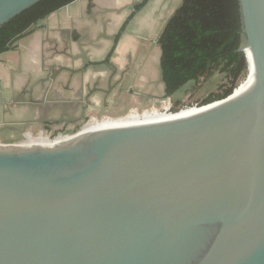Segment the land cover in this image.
<instances>
[{"label":"water","instance_id":"water-1","mask_svg":"<svg viewBox=\"0 0 264 264\" xmlns=\"http://www.w3.org/2000/svg\"><path fill=\"white\" fill-rule=\"evenodd\" d=\"M41 1L0 0V28ZM239 5L255 79L243 93L54 146L0 144V264H264V0ZM159 37L144 69L157 63L151 97L166 99ZM66 68L14 98L13 123L75 129L95 111L86 86L52 94Z\"/></svg>","mask_w":264,"mask_h":264},{"label":"crops","instance_id":"crops-1","mask_svg":"<svg viewBox=\"0 0 264 264\" xmlns=\"http://www.w3.org/2000/svg\"><path fill=\"white\" fill-rule=\"evenodd\" d=\"M140 2L81 0L41 20L0 55V114L15 116L14 98L17 101L27 98L30 95L24 93L25 89L63 66L67 68L55 75L54 88H57L52 92L59 98L75 97L83 86L87 87L84 97L97 103L104 97L114 102L119 96L125 98L139 91L140 79L146 78L143 70L156 51L147 41L159 37L164 23L176 9L170 0H149L137 12L130 9L131 4L136 7ZM99 31L121 37L111 55V64L104 61L114 41L109 43ZM144 38L146 42L142 41ZM77 66H80L78 70ZM152 67L156 69V63L153 62ZM151 78L147 75L146 86Z\"/></svg>","mask_w":264,"mask_h":264},{"label":"trees","instance_id":"trees-1","mask_svg":"<svg viewBox=\"0 0 264 264\" xmlns=\"http://www.w3.org/2000/svg\"><path fill=\"white\" fill-rule=\"evenodd\" d=\"M75 0H43L0 28V55L43 19ZM149 0L136 5L141 10ZM135 13L132 14L131 19ZM167 97L197 89L217 72L226 82L202 104L224 99L249 70L239 0H182L159 37ZM190 85V88L187 86ZM178 104V100H174ZM173 110L176 107L172 106ZM177 111V109L175 110Z\"/></svg>","mask_w":264,"mask_h":264},{"label":"rangeland","instance_id":"rangeland-1","mask_svg":"<svg viewBox=\"0 0 264 264\" xmlns=\"http://www.w3.org/2000/svg\"><path fill=\"white\" fill-rule=\"evenodd\" d=\"M166 1H168V0H166ZM181 2H182V0H170V3H172V5H175L174 8L178 7L181 4ZM114 36H116V34L111 35L110 41H108L109 43H111ZM129 37H132V36H129ZM142 41L146 42L147 40L144 38V39H142ZM147 44H150V45L156 47V49L158 51L156 40H154V41L148 40ZM156 66H157V63H156ZM147 70H148V71H146L147 73H144V74H146L145 77H147V75L152 77L151 83H149L147 86H145L144 82H145L146 78H145V80L140 79L139 82L142 84V86H140V85L137 86V89L139 91H141V93H142L144 90H142V88L140 89L139 87H143V89H144V86H145V87H147V88H145L146 94L149 93V96H150V95H152V94L154 95L156 93L158 96H160V94H163L162 88H160L159 91H155V85H156L157 79H158V66L155 69V74L157 73V79L155 82H154L155 78L153 76H151V74L149 72V70H151V68L149 67V68H147ZM248 72L249 71H247L243 75V77H241V79L238 81L235 88L238 87L243 81L246 80V78L248 77ZM224 82H226V80L224 79V76L217 72L208 80L202 81L200 83V86L197 89L194 88L193 90H189L188 92L183 91L181 93H178V94H176L174 99H172V98L162 99L161 97L160 98L149 97L150 99L148 101L146 100V102L143 105H140L138 102L135 101V99L138 96L137 94H135L133 96L127 95L126 96L128 98L127 100H125L126 97L123 98L122 96H119L118 97L119 99L112 102L111 105L112 106L114 105L117 107L123 106L124 109L120 112H117L116 115L111 114V113H101L98 115L94 112H90L87 115L86 119L84 121L80 122L75 129L72 128V126H73L72 124L61 125V124H56L53 122V123H50L51 127L48 128V130L52 131V132L54 131V133H58V132H64V133L75 132L76 133L84 126V124H86L89 121L90 117H92V118L97 117L99 119V118L107 115V116H110L112 118H118V117H122V116L129 114L131 111L133 113L137 112L138 114H141L143 111H147V110H151V109H160L161 110L163 106L164 107L174 106L178 110V109H180L182 107H186V106L192 107L196 104L203 105L202 101L211 93H218L220 91V89H219L220 84H222ZM187 87L190 88V85H188ZM174 100H178L179 101L178 104H175ZM162 111H163V109H162ZM5 114L6 113H4L3 116L1 115L0 124L6 125V126L7 125H14L16 127V129H13L12 131L0 132V137H3L6 140H11L12 142H19V141L25 139V137L23 138V134L26 130L33 129L35 132H37V133H34V135H38L42 131H44V129H45V128H43V126H34V125L24 126V125L15 124V123H13V119H11L10 115L6 117Z\"/></svg>","mask_w":264,"mask_h":264},{"label":"bare ground","instance_id":"bare-ground-1","mask_svg":"<svg viewBox=\"0 0 264 264\" xmlns=\"http://www.w3.org/2000/svg\"><path fill=\"white\" fill-rule=\"evenodd\" d=\"M248 77L245 81H243L239 87L237 88L235 94L239 95L246 91L248 88H250L254 83V71L252 63L250 62ZM207 109V108H205ZM204 110V109H202ZM198 109V107H192L188 109L181 110L179 113H169L163 111H159L158 109H151L147 111H143L141 114H138L137 112L133 113L132 111L122 117L118 118H112L103 116L101 118H92L90 119L84 126L76 133H70L67 135L59 136L56 138H52L48 135V133H45L42 131L38 135L29 134L24 140H21L19 142H8L13 143L20 147H27V146H54L57 144L64 143L65 141L70 140L71 138L78 136L83 133L108 129V128H114V127H121V126H128V125H136V124H144V123H153V122H159L164 121L168 119H172L175 117H181V116H187L199 111H202ZM3 143V141H0V144Z\"/></svg>","mask_w":264,"mask_h":264},{"label":"flooded vegetation","instance_id":"flooded-vegetation-1","mask_svg":"<svg viewBox=\"0 0 264 264\" xmlns=\"http://www.w3.org/2000/svg\"><path fill=\"white\" fill-rule=\"evenodd\" d=\"M144 1V0H143ZM142 0H141V2H143ZM140 2V3H141ZM136 8V7H135ZM130 20V19H129ZM125 28H126V26H125ZM125 30V29H124ZM98 34H102V32L101 33H98ZM99 35V36H100ZM103 36H105L107 39V41H110V37H111V32H107V34L106 35H104V33L102 34ZM120 36L119 37H116V40L114 41V40H112L111 41V43H112V47H110L111 49H110V51H109V54L107 55V57L105 58V61H104V63H107V64H111L110 62V59H111V55H112V53L115 51V49H116V47H117V44H118V42H119V40H120ZM83 58V57H82ZM76 60H79L78 58L76 59ZM88 61V60H87ZM89 63H92V61L91 62H89ZM97 63H94V65H96ZM80 68V66H77V70ZM147 68H149V67H147ZM150 68H151V70H149V72H150V74H151V76H153L155 79H154V82L156 81V79H157V73L155 74V68H153V67H151L150 66ZM145 70V73H147L146 71H148L147 69H144ZM145 81H149L148 79H147V77H146V80ZM159 81V77H158V79H157V83H156V85H155V91H158L159 89H160V82H158ZM145 83V82H144ZM149 84V83H148ZM146 86V85H145ZM144 86V89H143V87H139L140 89L142 88V90H144L142 93H141V91H137V92H132L131 94H130V96H133V95H135V94H137L138 96H137V98H136V102H138L140 105H143L145 102H146V100L148 101L150 98L149 97H151V95L149 96V93L148 94H146V92H145V88H147V87H145ZM109 88V87H108ZM108 88H106V90L108 89ZM151 94V93H150ZM153 95V94H152ZM145 100V101H144ZM93 104L95 105V107H96V109H95V111H93L94 113H96V114H101V113H111V114H115L116 115V113L117 112H120V111H122L123 109H124V107L123 106H112L111 104H112V102L109 100V98L108 97H104V99H102L101 100V102H99V103H97V102H93ZM0 117H1V114H0ZM3 126H6V125H1L0 124V127H3ZM48 128H50V127H48ZM13 129H10V128H6V130H5V132L6 131H12ZM44 131L46 132V133H48V131H46L45 129H44ZM4 132V131H3Z\"/></svg>","mask_w":264,"mask_h":264},{"label":"built area","instance_id":"built-area-1","mask_svg":"<svg viewBox=\"0 0 264 264\" xmlns=\"http://www.w3.org/2000/svg\"><path fill=\"white\" fill-rule=\"evenodd\" d=\"M239 87V86H238ZM238 87H236V88H234L233 89V92L230 94V95H228V96H231L232 94H234L235 92H236V90H237V88ZM227 96V97H228ZM226 98V97H225ZM201 106H203V105H199V104H196V105H194V106H192V107H201ZM192 107H182V108H180V109H178L177 111H175V110H173V108H172V106L170 107V106H168V107H162V109L165 111V112H169V113H178V112H180L181 110H184V109H188V108H192ZM162 109L160 110V109H158L159 111H162ZM105 116H107V115H105ZM107 117H110V116H107ZM92 117H90V119H91ZM89 119V120H90ZM46 131H48V135L50 136V137H52V138H56V137H59V136H63V135H67V134H70V132H66V133H64V132H58V133H54V131L52 132V131H49L48 129H45ZM34 133H37V132H35L33 129H28V130H26L25 132H24V134H23V138L25 137H27V135H29V134H34ZM73 133H75V132H73ZM0 141H3V143H8V142H12L11 140H6V139H4L3 137H0Z\"/></svg>","mask_w":264,"mask_h":264}]
</instances>
